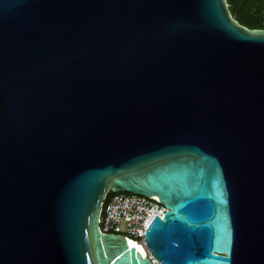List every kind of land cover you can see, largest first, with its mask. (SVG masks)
Returning <instances> with one entry per match:
<instances>
[{"label": "water", "instance_id": "1", "mask_svg": "<svg viewBox=\"0 0 264 264\" xmlns=\"http://www.w3.org/2000/svg\"><path fill=\"white\" fill-rule=\"evenodd\" d=\"M108 190L163 205L144 244L98 229ZM146 249L264 264V26L226 0H0V264Z\"/></svg>", "mask_w": 264, "mask_h": 264}, {"label": "built area", "instance_id": "2", "mask_svg": "<svg viewBox=\"0 0 264 264\" xmlns=\"http://www.w3.org/2000/svg\"><path fill=\"white\" fill-rule=\"evenodd\" d=\"M163 208L150 195L119 190L106 197L105 193L97 216L98 229L127 233L130 239L142 240L144 244V233L152 215L162 212ZM147 253L153 263L159 264L152 260L148 250Z\"/></svg>", "mask_w": 264, "mask_h": 264}, {"label": "trees", "instance_id": "3", "mask_svg": "<svg viewBox=\"0 0 264 264\" xmlns=\"http://www.w3.org/2000/svg\"><path fill=\"white\" fill-rule=\"evenodd\" d=\"M231 14L248 27L264 26V0H226ZM106 192V197L111 193Z\"/></svg>", "mask_w": 264, "mask_h": 264}, {"label": "bare ground", "instance_id": "4", "mask_svg": "<svg viewBox=\"0 0 264 264\" xmlns=\"http://www.w3.org/2000/svg\"><path fill=\"white\" fill-rule=\"evenodd\" d=\"M151 260V259H150ZM152 262V261H151ZM153 263V262H152ZM153 264H155V263H153Z\"/></svg>", "mask_w": 264, "mask_h": 264}]
</instances>
